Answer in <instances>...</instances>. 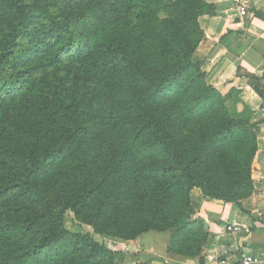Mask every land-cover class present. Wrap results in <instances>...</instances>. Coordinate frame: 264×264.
Instances as JSON below:
<instances>
[{"label": "trees", "instance_id": "trees-1", "mask_svg": "<svg viewBox=\"0 0 264 264\" xmlns=\"http://www.w3.org/2000/svg\"><path fill=\"white\" fill-rule=\"evenodd\" d=\"M215 10L205 0H0V264L124 261L68 231L67 211L114 240L169 233L172 264H205L190 191L240 207L260 124L237 90L206 83L194 56L198 19ZM236 76L264 102V73Z\"/></svg>", "mask_w": 264, "mask_h": 264}, {"label": "crops", "instance_id": "crops-1", "mask_svg": "<svg viewBox=\"0 0 264 264\" xmlns=\"http://www.w3.org/2000/svg\"><path fill=\"white\" fill-rule=\"evenodd\" d=\"M244 1L248 13L240 16L238 0H205L215 5V15H203L198 19L204 38L194 56L202 64L206 83L222 95L237 90L239 108L246 105L255 113V120L260 122L251 172L253 192L240 202V207L206 198L197 188L190 191L188 218L199 221L208 232L203 248L205 264H241L245 257L253 258L254 264H264V102L248 86L245 78L236 76L238 67L255 76L264 73V20L255 18L250 12L254 7L264 14V0ZM229 226L236 231H228ZM143 236L135 241H116L135 247L133 250L137 253V243L142 242ZM167 241L159 255L152 247L146 249V254L172 264L174 261L166 255ZM219 259L222 261L218 262ZM177 263L198 264L196 260Z\"/></svg>", "mask_w": 264, "mask_h": 264}, {"label": "rangeland", "instance_id": "rangeland-1", "mask_svg": "<svg viewBox=\"0 0 264 264\" xmlns=\"http://www.w3.org/2000/svg\"><path fill=\"white\" fill-rule=\"evenodd\" d=\"M64 226L65 228L73 233H78V234H90L94 240H96L98 243L101 244H106L109 248L115 250V251H119L120 252H124L126 254V257L124 259V261L121 264H133L135 259L134 257L132 258L131 256H136V255H141V256H148L147 250L148 248L152 247L153 250L155 251L156 255L160 254L161 248H163L165 241L168 240L169 238V233H148L145 234L140 240H142V242L137 243L139 246L136 247L137 253H135V251L133 250V248L135 247H129L128 245H122L120 241H116L114 239L111 238H107V237H102L99 235H95L92 232V229L90 227H87L85 225L79 224L78 222L75 221L73 215L71 212L67 211L64 215ZM118 244H117V243ZM120 242V243H119ZM129 249V251H128ZM134 252L133 254L129 253V252ZM140 252V253H139ZM150 256V255H149ZM145 258V257H143Z\"/></svg>", "mask_w": 264, "mask_h": 264}, {"label": "built area", "instance_id": "built-area-1", "mask_svg": "<svg viewBox=\"0 0 264 264\" xmlns=\"http://www.w3.org/2000/svg\"><path fill=\"white\" fill-rule=\"evenodd\" d=\"M238 8H239V15L244 16L248 13V7L244 0H238ZM228 231H236V228L234 227H227ZM255 260L251 257H245L242 259L241 264H254Z\"/></svg>", "mask_w": 264, "mask_h": 264}]
</instances>
